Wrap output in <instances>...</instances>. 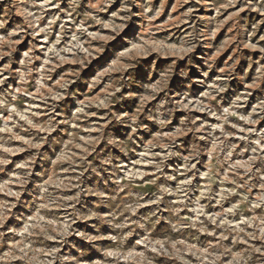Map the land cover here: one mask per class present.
I'll list each match as a JSON object with an SVG mask.
<instances>
[{"label": "clouds", "instance_id": "obj_1", "mask_svg": "<svg viewBox=\"0 0 264 264\" xmlns=\"http://www.w3.org/2000/svg\"><path fill=\"white\" fill-rule=\"evenodd\" d=\"M189 3L0 0V264H264V0Z\"/></svg>", "mask_w": 264, "mask_h": 264}, {"label": "rangeland", "instance_id": "obj_2", "mask_svg": "<svg viewBox=\"0 0 264 264\" xmlns=\"http://www.w3.org/2000/svg\"><path fill=\"white\" fill-rule=\"evenodd\" d=\"M157 4L159 3V0H156ZM176 3V0H168V4L165 7L164 13L162 14V16L158 19L157 23L161 24V25H168L169 21H177L179 18L182 17L183 13L186 12L190 7L191 8H197V6L194 3H189V4H185L183 5V7H179L176 9V11L171 12V8L172 6ZM119 4V0H117V4L113 5L111 9H109V11H114L116 9V7ZM52 11H55L54 9ZM231 11V10H230ZM171 12V15H169V13ZM205 10L203 8H197L196 11V15H205ZM105 18L107 17V14H104ZM187 23H191V21H188ZM186 27V24H175L173 23L171 26L168 27H164V29L156 34V38L154 40H149L148 44H156V43H167V44H175L177 43L176 37L178 35H180V32L182 29H184ZM109 32L108 30H105L102 35H108ZM171 36L172 39L169 40L167 39V37ZM221 37H223V30L221 32ZM143 45L139 44V42H136L134 45H126L124 48L120 49V51L124 52L126 54L127 57H131L133 55L137 56V57H141L142 59H145L141 56L142 50H143ZM107 51V50H105ZM231 50L229 49L228 52H226L220 59L221 61H223L224 59L227 58V56L230 54ZM152 57H147L146 59H151ZM123 63H126V60H118L116 58H112L111 60V64L112 67L114 69H118L119 66ZM243 63V61H242ZM222 66V64H221ZM71 67H75V65H71ZM118 74V72H114V75ZM257 95V93H253V97H255ZM253 97L249 98V103H255V100L253 99ZM94 100L95 99H99L101 102H103V96L100 95L99 90L97 91L96 96L92 97ZM95 119V117H94ZM261 127H264V121L261 122ZM19 143V142H17ZM25 154H20L16 157H13V161H18L21 160L23 158ZM9 168H11V165H9ZM7 177L4 174H0V179H6Z\"/></svg>", "mask_w": 264, "mask_h": 264}]
</instances>
